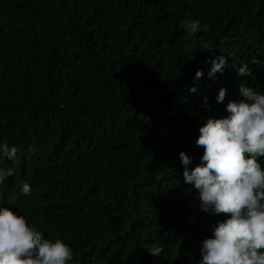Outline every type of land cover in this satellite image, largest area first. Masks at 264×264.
Segmentation results:
<instances>
[{"label": "trees", "instance_id": "trees-1", "mask_svg": "<svg viewBox=\"0 0 264 264\" xmlns=\"http://www.w3.org/2000/svg\"><path fill=\"white\" fill-rule=\"evenodd\" d=\"M187 18L208 31L187 37ZM253 57L264 0H0V142L19 149L0 160L15 168L3 204L69 243L70 264H198L225 216L200 210L179 153L200 163L199 127L227 114L241 81L264 91Z\"/></svg>", "mask_w": 264, "mask_h": 264}, {"label": "clouds", "instance_id": "clouds-1", "mask_svg": "<svg viewBox=\"0 0 264 264\" xmlns=\"http://www.w3.org/2000/svg\"><path fill=\"white\" fill-rule=\"evenodd\" d=\"M178 28L189 38L208 31V25L198 18L184 19ZM226 62L224 55L212 58L209 76L222 73ZM250 63L264 66L256 57ZM237 72L243 77L251 75L248 64H241ZM202 75L198 69L195 79ZM190 90L195 91V86ZM226 93L221 87L216 101L223 102ZM238 94L239 99L228 101L226 115L209 116L199 127L195 143L203 148L200 163L189 167L192 157L184 150L179 153L185 166L183 182L198 192L200 210L225 216L201 242L198 264H264V91L241 81ZM203 99L207 105L208 97ZM18 151L15 144L0 142V160L15 162ZM14 175V167L0 166V184ZM20 191L30 194V184L25 181ZM3 200L0 194V264H70L74 252L69 243L46 238ZM143 247L156 257L163 252L156 243Z\"/></svg>", "mask_w": 264, "mask_h": 264}]
</instances>
